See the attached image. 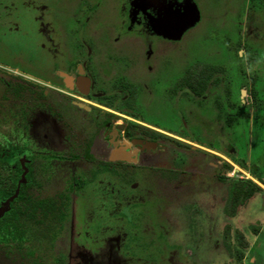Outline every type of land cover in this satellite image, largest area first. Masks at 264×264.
I'll list each match as a JSON object with an SVG mask.
<instances>
[{
	"label": "flooded vegetation",
	"instance_id": "af4514ba",
	"mask_svg": "<svg viewBox=\"0 0 264 264\" xmlns=\"http://www.w3.org/2000/svg\"><path fill=\"white\" fill-rule=\"evenodd\" d=\"M102 2L0 0V45L2 37L24 32L22 15L28 14L34 19L38 33L50 31L45 43V49L47 46L50 50H43L42 59H50L52 64L60 63V67H43L49 73L45 78L0 67V158L18 174L13 181L14 196H1L0 209L6 207L7 202L5 210L11 209L24 186H28L29 195L40 205L49 206L55 201L51 208L55 213L44 218L42 229H38L36 214L28 219L26 234L18 228L19 223L11 235L0 232V251L8 262L49 264L50 253L45 245L52 246L62 235L68 234L69 251H57L53 264H96L94 258L100 253L105 254L103 264H199L193 248L196 242L208 237L205 224L200 223L207 219L199 208L203 205L196 200L185 203L176 190L180 189L183 194L209 190L210 183L219 190L225 188L229 181L228 157H233L234 152L223 139L201 143L193 137L189 133L190 124L184 118L180 122L179 105L183 100L190 115L193 102H206L207 93H210L215 98V108L222 111L224 100L232 94L228 89V77L221 65L206 64L192 66L182 79L175 69L166 83L163 84L158 76L153 83L146 75L156 77V69L163 68L164 63L162 59L158 61V54L167 50L159 49L155 42L173 40L162 33L173 34L179 27V13L183 9L180 0H119L117 22L110 24L112 29L104 32L101 42L97 43L86 30ZM68 9L70 18L66 21L61 18V10L66 13ZM147 37L152 38V45L148 47ZM124 38L125 41H138V45L142 42V45L138 48L126 42L122 45ZM171 64L178 68L176 63ZM159 84L163 90L157 91L155 88L158 89ZM9 87L25 90L18 96ZM154 97L170 105L168 117L160 120L154 117ZM229 103V108L236 111L235 117L240 116L242 101L238 104L231 98ZM38 113L50 115L61 123L68 140L78 144L79 153L59 155L40 149L31 138L33 119ZM93 142L98 143L95 151L90 150ZM62 160L83 166L73 172L72 187L76 189L51 194L49 173L52 165ZM247 166L238 163L236 174L241 177L230 182V190L234 185L243 186L251 181L263 191L254 192L251 198L239 203H233L231 197L229 206L233 215L264 192V182ZM248 172H251L250 179L244 177ZM4 176V169L0 167V178ZM199 178H204L201 182L207 186L198 184L195 187ZM91 188L100 199L94 205L104 209L97 228L103 233L101 235H96L88 226L77 224L74 212L76 198L81 197L78 192ZM209 194L213 197L209 204H216V194L211 191ZM218 203L224 208V219L218 227L220 236L214 245L220 247L218 249L226 257L233 250L231 252L232 247L227 244L230 237L225 235L228 213L225 196H219ZM173 205L188 209L183 212L191 215L185 220L184 242L188 244L183 246L175 243L166 223L154 217ZM39 217L44 216L40 214ZM236 253V263L245 264L242 244L238 243ZM111 256H118L120 260L117 262ZM254 260L250 258L246 264H254Z\"/></svg>",
	"mask_w": 264,
	"mask_h": 264
},
{
	"label": "rangeland",
	"instance_id": "374dc122",
	"mask_svg": "<svg viewBox=\"0 0 264 264\" xmlns=\"http://www.w3.org/2000/svg\"><path fill=\"white\" fill-rule=\"evenodd\" d=\"M118 2L119 0H103L90 24V31L86 30L87 35L97 43L101 42L100 39L104 32L107 33L112 29L110 24L117 22ZM179 3L181 8L192 6L196 20L172 41L155 42L159 49H167H164L166 50L164 54L159 53L157 57L159 62L160 59L164 62L162 63L163 68L156 69V77L148 74L146 76H149V80L153 83L158 76L164 84L174 74L175 69L182 79L194 65H221L228 77V89L230 92L232 91L231 96L223 102L224 111L215 108V98L210 93H207L206 102L200 100L193 102L194 105L191 106L194 107L190 115L187 114L188 106L183 100L179 105L180 122L184 118L190 124L189 133L193 137L201 143H214L223 139L226 141L227 147L234 152L231 154L233 157H228L229 181L225 188L221 187L219 190L218 186L216 187L213 183L209 185L207 182L210 186L209 190H195L189 194L181 193L180 189L176 190L177 196H182L185 203L195 200L202 202L203 206H199V208L204 211L203 213L208 219L203 222L201 218L202 222L200 223L205 224L208 237L196 242L193 248L194 256L200 260L199 264H238L236 263V246L240 243L244 247L243 261L245 264L250 258L255 259L254 264H264V192L259 193L241 206L235 215L229 206V199L233 194L232 188L231 190L229 188L230 182H236L241 177L236 174L238 163L248 164L247 167L253 171V175L264 182V0H180ZM63 12L61 10V18L69 20L70 16L67 15L69 9L66 13L64 12L66 16L63 15ZM21 23V29L24 31L22 34L11 33L2 37L0 67L6 70H17V72L30 77H49L48 71L44 69L46 65L47 67L53 65L60 67L59 62L52 64L50 59L48 61L42 59L47 35L50 31L44 30L42 35L40 32L38 33L34 19L28 14L22 15ZM125 42L135 48L142 45V42H139L140 45H138V41H125V38L121 41L122 45ZM145 43L147 47L152 45V38L147 37ZM46 49L50 50L47 46ZM52 57L54 58V55ZM172 62L176 63L178 68L172 67ZM158 87V89L155 88L157 91L163 90V86L160 84ZM218 89L222 90V88ZM242 90L243 93L240 94ZM155 98L152 103V112L154 115L156 114L154 117L159 120L162 117H168L171 114L170 105L162 103L159 97ZM231 98L238 104L241 101L243 104L242 114L237 118L235 117L236 111L229 108ZM32 129L31 138L40 149L50 150L59 155L77 154L80 151L78 144L68 140V135L61 123L56 122L50 115L40 116L38 113L33 119ZM92 144L90 150L95 151L98 143L93 142ZM22 161L24 162V159ZM82 167L81 164L71 163L68 160H62L52 165V170L49 173L52 178L48 185L49 192L55 194L65 189L75 190L76 188L72 187L74 185V181L72 182L73 172ZM249 175L251 172H248V175L244 177L250 179ZM203 180L199 178L200 182H195V187L198 184L207 186L201 182ZM262 188L264 189V187ZM81 191L78 192L81 197L76 198L77 205H74L77 224H82L85 228L88 226L96 232V235H101L103 233L98 232L97 228L103 219L104 209L100 205H94L96 201L100 200L97 197L98 194L92 188ZM210 191L216 194V204H209V202L212 203L213 198L212 194H209ZM219 196H225L227 199L228 213L225 235L230 237L227 244L232 247L231 252L233 250L232 254L229 252L226 257L219 250L220 247L214 245L215 240L220 236L218 227L222 223L221 220L224 219V208H221L218 203ZM6 204L8 206V202ZM6 207L1 209L4 210ZM183 211L189 210L173 205L154 215L157 219L160 218L163 224L166 223V229L179 246L187 243L184 242L186 240L184 237L185 220L191 217L189 212ZM224 224L221 234H223ZM68 236V234L62 235L56 243H53L52 246L55 247L56 253L50 243L45 245L50 253L48 254L49 264H53L57 260V258L55 259L57 251L61 253L69 251ZM237 236L240 238H236ZM104 256V253L96 255L94 262L103 264ZM111 257L113 260H120L118 256ZM0 264L21 263L8 262L0 251Z\"/></svg>",
	"mask_w": 264,
	"mask_h": 264
},
{
	"label": "trees",
	"instance_id": "16d2710c",
	"mask_svg": "<svg viewBox=\"0 0 264 264\" xmlns=\"http://www.w3.org/2000/svg\"><path fill=\"white\" fill-rule=\"evenodd\" d=\"M8 89L11 91H16L18 96H21L22 94L20 92L25 90V88L16 90V88L11 89L10 87ZM6 165L7 162H5L4 158H0V167L4 169V173H5L4 178L3 179L0 178V197L1 196L13 197L15 194V183L13 181H15L16 175L18 174L12 172L13 170L9 166L7 167ZM250 187H252V189H250ZM27 188L28 186H24L21 189L20 196L13 201V206L11 209L4 210L0 214V232L11 235L13 233V230H16V228L18 227V225L16 226V223H19L20 226L18 228H21L22 234L23 233L26 234V231H28L29 229L27 228L28 225L27 221L30 217L36 216V214H37L36 220H38L37 225L39 227L38 229L40 230L44 227L43 225L44 218H48L49 213L50 214L55 213L53 209H51L52 207L55 206V201L50 202L49 206L46 204L40 205L38 201H34L33 198L29 195ZM232 190H233L232 197L234 201L233 203H239L241 200H248L254 195V192L263 191L260 187H258L256 184H254L251 181H249L248 184H244L243 186L234 185L232 187ZM40 206H41V213H39ZM40 214H42V216L44 217H39ZM48 231L49 228H47V232ZM4 237L7 238L5 235ZM6 240H8V238Z\"/></svg>",
	"mask_w": 264,
	"mask_h": 264
},
{
	"label": "water",
	"instance_id": "95a60500",
	"mask_svg": "<svg viewBox=\"0 0 264 264\" xmlns=\"http://www.w3.org/2000/svg\"><path fill=\"white\" fill-rule=\"evenodd\" d=\"M179 27L174 31L173 34L167 35L166 33H162L163 36L168 37V38H176L181 35V33L189 26H191L195 20H196V15L195 11L192 6H185L179 13ZM5 210V209H4ZM3 212L2 209H0V214Z\"/></svg>",
	"mask_w": 264,
	"mask_h": 264
}]
</instances>
